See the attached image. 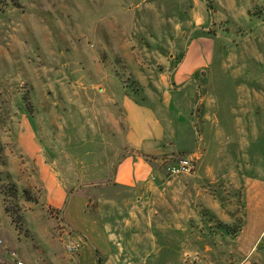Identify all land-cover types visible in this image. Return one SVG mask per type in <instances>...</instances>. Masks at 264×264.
<instances>
[{
    "label": "rangeland",
    "instance_id": "rangeland-1",
    "mask_svg": "<svg viewBox=\"0 0 264 264\" xmlns=\"http://www.w3.org/2000/svg\"><path fill=\"white\" fill-rule=\"evenodd\" d=\"M200 39L208 65L168 109L164 98L181 86L175 69ZM127 99L151 107L168 136L181 127L201 139L190 174H167L179 153L153 162L152 191L109 186L128 152ZM263 185L264 0H0L8 256L23 264L74 256L63 209L50 202L64 187L67 196L86 193L102 216H177L144 240L151 264H238L243 242L251 249L256 240L243 228L262 215Z\"/></svg>",
    "mask_w": 264,
    "mask_h": 264
},
{
    "label": "crops",
    "instance_id": "crops-1",
    "mask_svg": "<svg viewBox=\"0 0 264 264\" xmlns=\"http://www.w3.org/2000/svg\"><path fill=\"white\" fill-rule=\"evenodd\" d=\"M194 18L197 23L203 22L202 17ZM204 42L202 39L191 40L187 53L177 65L174 77L179 80L181 86L171 90L170 95L164 98V106L168 109H176L173 96L176 98L185 93L188 82L195 81V75L207 67L211 57L204 54L200 47ZM123 106L128 123L125 136L128 152L117 164L113 182L109 186L130 195L143 188L152 191L153 176L157 170L153 162L162 161L179 153L193 157L194 169L196 168L202 154L197 144L201 139L195 142L194 133L179 126L180 129L174 130L173 134L168 136L163 121L157 117L151 107L136 104L129 99L123 102ZM190 143L193 144L189 146ZM182 144L189 147L181 149L184 148L181 147ZM138 153L152 159H147ZM109 186L105 185L103 188ZM258 193L264 194V185ZM55 194L52 195L54 200L50 202L56 209L62 207L64 226L70 231L69 235L66 233L65 236L67 241L72 242V246H77L74 256L66 264H151L153 256L150 255L151 252H148L147 247H144L148 245L145 241L152 242V239L158 235L154 232L155 229L160 228L163 232V224L166 220L178 219L177 216H137L136 213L130 214L129 217L102 216L100 207L90 212L89 207L92 202L87 195H84L86 193H72L67 196L64 187H61ZM143 198L144 196L137 197L136 202H141ZM115 202L118 205H126L122 198L115 199ZM261 208L262 215L253 216L251 225L248 224L243 228V233L247 231L248 236L252 235L256 240L251 249L245 245L247 242H243L241 250L246 256L238 264H264V203L261 204ZM179 217V221L182 217L185 218V216ZM154 218L162 222L154 224ZM37 230L41 231V228L37 226ZM0 239V259L5 261L9 259L7 250L12 243L10 244L5 230L0 231ZM25 264L30 263L25 262Z\"/></svg>",
    "mask_w": 264,
    "mask_h": 264
},
{
    "label": "built area",
    "instance_id": "built-area-1",
    "mask_svg": "<svg viewBox=\"0 0 264 264\" xmlns=\"http://www.w3.org/2000/svg\"><path fill=\"white\" fill-rule=\"evenodd\" d=\"M194 159L191 156H185L179 158L175 162L174 165H169L166 169L168 175L172 177H178L180 175H187L190 174L194 170ZM77 249V246L70 245L68 247L69 252H73ZM0 264H23L21 261L18 260L17 254L15 252H11L9 254V260L2 261L0 259Z\"/></svg>",
    "mask_w": 264,
    "mask_h": 264
},
{
    "label": "trees",
    "instance_id": "trees-1",
    "mask_svg": "<svg viewBox=\"0 0 264 264\" xmlns=\"http://www.w3.org/2000/svg\"><path fill=\"white\" fill-rule=\"evenodd\" d=\"M139 154V153H138ZM139 155H142V154H139ZM143 156V155H142ZM143 157H145V158H147V159H152V158H149V157H146V156H143Z\"/></svg>",
    "mask_w": 264,
    "mask_h": 264
}]
</instances>
